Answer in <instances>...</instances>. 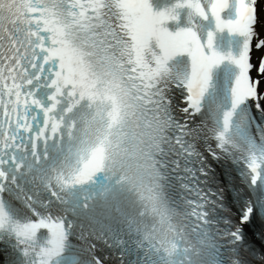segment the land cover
<instances>
[{
    "label": "snow or ice",
    "instance_id": "1",
    "mask_svg": "<svg viewBox=\"0 0 264 264\" xmlns=\"http://www.w3.org/2000/svg\"><path fill=\"white\" fill-rule=\"evenodd\" d=\"M0 264H264V0H0Z\"/></svg>",
    "mask_w": 264,
    "mask_h": 264
}]
</instances>
